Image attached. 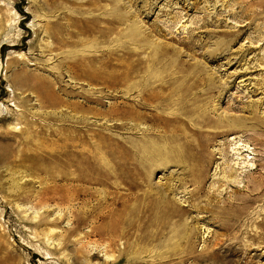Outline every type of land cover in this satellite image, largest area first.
Returning a JSON list of instances; mask_svg holds the SVG:
<instances>
[{
  "label": "rangeland",
  "instance_id": "rangeland-1",
  "mask_svg": "<svg viewBox=\"0 0 264 264\" xmlns=\"http://www.w3.org/2000/svg\"><path fill=\"white\" fill-rule=\"evenodd\" d=\"M0 264H264V0H0Z\"/></svg>",
  "mask_w": 264,
  "mask_h": 264
},
{
  "label": "bare ground",
  "instance_id": "bare-ground-1",
  "mask_svg": "<svg viewBox=\"0 0 264 264\" xmlns=\"http://www.w3.org/2000/svg\"><path fill=\"white\" fill-rule=\"evenodd\" d=\"M12 45H23V44H18V43H14V44H12ZM201 117H198L197 119H198V121H200V120H202V121H205V116H203V115H200ZM201 121V122H202ZM235 121V120H234ZM220 123H222V122H220ZM67 235V234H66ZM67 237H68V235H67Z\"/></svg>",
  "mask_w": 264,
  "mask_h": 264
}]
</instances>
